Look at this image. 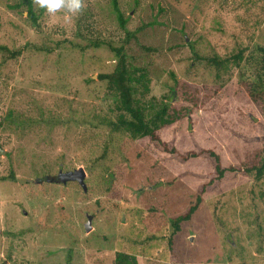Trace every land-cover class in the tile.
<instances>
[{
  "label": "rangeland",
  "instance_id": "obj_1",
  "mask_svg": "<svg viewBox=\"0 0 264 264\" xmlns=\"http://www.w3.org/2000/svg\"><path fill=\"white\" fill-rule=\"evenodd\" d=\"M32 1L40 14L37 29L20 0H0V44L21 51L0 66V263L111 264L115 252H125L140 256L142 264H170L169 220L185 213L209 182L206 164L194 176L185 173L196 167L193 161L182 162L151 143L141 151L124 140L120 152L109 147L104 167L87 173L107 139L83 122L112 107L97 75L111 72L114 63L103 47H79L89 31L112 42L133 35L125 52L149 73L147 99L168 103V112L178 117L162 137L171 135L180 152L208 138L225 149L212 102L221 97L223 107L225 96L238 91V75L216 82L195 65L193 51L224 56L239 47H264V0H116L124 30L111 0H84L75 17L62 10L49 15ZM170 72L178 80L174 93ZM184 91L198 95V107L182 101ZM255 107L264 122V111ZM79 168L85 191L77 182H46ZM10 171L16 182L1 179ZM259 195L264 181L240 175L202 193L173 239L176 264H264Z\"/></svg>",
  "mask_w": 264,
  "mask_h": 264
},
{
  "label": "trees",
  "instance_id": "obj_2",
  "mask_svg": "<svg viewBox=\"0 0 264 264\" xmlns=\"http://www.w3.org/2000/svg\"><path fill=\"white\" fill-rule=\"evenodd\" d=\"M20 3L27 15L29 25L37 29L40 14L35 13L33 1L20 0ZM111 4L118 24L124 30L126 20L118 12L117 1L111 0ZM94 36L95 34L89 31V35L83 38L84 47H79L80 52L103 47L112 54L113 70L97 75L98 81L104 84L103 98L110 99L112 107L108 109V113L103 112L104 116L99 118L97 115L103 114L99 111L97 115L88 117V120L83 122L85 128L90 127L105 132L107 139V144L92 160L91 165L86 167L87 173H91L94 166L104 167L109 147L120 152L121 147H126V145L119 144L124 140L141 151H145L151 143L156 144L163 153L176 157L182 162L193 161L196 167L188 169L185 173L194 176L201 175L199 174L201 163L206 164L205 172L210 176L209 182L201 185L194 204L189 206L185 213L169 220V226L172 229L167 242L169 262L176 264L177 257L173 253V239L180 232L181 225L188 222L196 212L202 200V193L221 185L235 175L251 178L253 182L264 181V122L260 120L259 114L255 111V105L260 106L264 111V47L256 46L252 50L239 47L235 52L224 56L193 51L192 58L195 65H200L216 82L222 81L225 76H230L231 72L235 71L239 79L235 85L238 91L225 96V103L222 104L224 108L218 103L221 97H214L212 102L213 122L224 139L225 149L213 140L208 141V138L204 139V144L198 143L195 149L180 152L169 142L168 138H171V135L165 138L161 135L165 131L164 128L172 126L178 117L168 112V103L161 101L157 104L154 98L147 99L150 93L149 73L146 68L128 61L125 50L133 35L127 32L124 39L119 42L104 41ZM36 50L43 51L42 48ZM20 54V50H10L0 44V66L7 61L17 59ZM236 75H234L235 78ZM169 77L173 87H168L170 92L174 93L178 80L172 72ZM241 83H244V88ZM181 97L182 101L198 107V95H189L184 91ZM16 120L17 118L15 122ZM30 122L33 121L30 120ZM24 123L28 124V120ZM236 151L243 152V159L235 157ZM1 179L16 182V177L11 171L8 176ZM263 197L264 195H259V200L264 204ZM111 264H142V262L138 255L115 252Z\"/></svg>",
  "mask_w": 264,
  "mask_h": 264
},
{
  "label": "clouds",
  "instance_id": "obj_3",
  "mask_svg": "<svg viewBox=\"0 0 264 264\" xmlns=\"http://www.w3.org/2000/svg\"><path fill=\"white\" fill-rule=\"evenodd\" d=\"M34 2L49 15H54L62 10L66 14L75 17L84 9V0H34Z\"/></svg>",
  "mask_w": 264,
  "mask_h": 264
},
{
  "label": "water",
  "instance_id": "obj_4",
  "mask_svg": "<svg viewBox=\"0 0 264 264\" xmlns=\"http://www.w3.org/2000/svg\"><path fill=\"white\" fill-rule=\"evenodd\" d=\"M84 178H85V171L82 168H79L78 170H74L72 172H67L64 174L59 172L56 176L46 179V182L52 183L55 181H59L62 184L66 183L67 181L77 182L82 187V190L85 191ZM90 223H91V217L87 216V222L84 225L86 232H89L90 230Z\"/></svg>",
  "mask_w": 264,
  "mask_h": 264
}]
</instances>
